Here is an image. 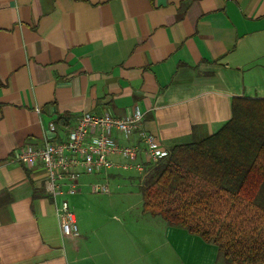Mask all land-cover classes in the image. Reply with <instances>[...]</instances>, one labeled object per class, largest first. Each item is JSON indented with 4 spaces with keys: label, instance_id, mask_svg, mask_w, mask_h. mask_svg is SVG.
Wrapping results in <instances>:
<instances>
[{
    "label": "crops",
    "instance_id": "obj_1",
    "mask_svg": "<svg viewBox=\"0 0 264 264\" xmlns=\"http://www.w3.org/2000/svg\"><path fill=\"white\" fill-rule=\"evenodd\" d=\"M235 98L264 99V0H0V264H226L142 210L118 233L75 212L64 237L43 178L13 157L51 121L136 109L170 151L220 129Z\"/></svg>",
    "mask_w": 264,
    "mask_h": 264
},
{
    "label": "trees",
    "instance_id": "obj_2",
    "mask_svg": "<svg viewBox=\"0 0 264 264\" xmlns=\"http://www.w3.org/2000/svg\"><path fill=\"white\" fill-rule=\"evenodd\" d=\"M232 110L215 133L174 145L150 167L142 211L217 245L226 264H264V99L235 98Z\"/></svg>",
    "mask_w": 264,
    "mask_h": 264
},
{
    "label": "built area",
    "instance_id": "obj_3",
    "mask_svg": "<svg viewBox=\"0 0 264 264\" xmlns=\"http://www.w3.org/2000/svg\"><path fill=\"white\" fill-rule=\"evenodd\" d=\"M143 121L144 113L138 109L124 117L109 112H84L61 130L55 121L49 122L48 130L53 137L37 145L28 143L16 151L13 160L25 166L33 176L43 178L64 237L79 234L70 197L79 192L84 175H103V181L90 182L91 190L111 194V171L136 170L142 182L150 167L170 154L157 137L143 127ZM135 134L138 142L127 143ZM115 155L121 159L115 160Z\"/></svg>",
    "mask_w": 264,
    "mask_h": 264
},
{
    "label": "rangeland",
    "instance_id": "obj_4",
    "mask_svg": "<svg viewBox=\"0 0 264 264\" xmlns=\"http://www.w3.org/2000/svg\"><path fill=\"white\" fill-rule=\"evenodd\" d=\"M103 180L104 176L98 174H88L82 178L84 184L79 187L76 197L79 203L74 207L72 205V207L78 216L89 214L91 217L96 218L105 230L118 233L122 229V225L127 223V219L135 217L142 210V196L139 189L140 176L136 170L121 172V176L109 178L112 189L111 194L94 193L91 190L89 181ZM192 209L193 207L189 208L190 211ZM226 211L227 209L219 215V218L227 215ZM193 212L196 216H203L199 209ZM219 218L216 217L213 224H221V222H216L220 220ZM229 218H232L230 214L226 219ZM164 264H166L165 258Z\"/></svg>",
    "mask_w": 264,
    "mask_h": 264
}]
</instances>
